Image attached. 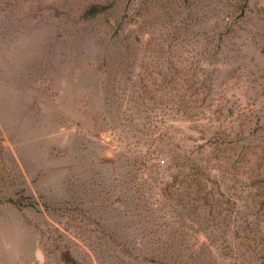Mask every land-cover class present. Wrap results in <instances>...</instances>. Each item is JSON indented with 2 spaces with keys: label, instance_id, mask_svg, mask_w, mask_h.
Instances as JSON below:
<instances>
[{
  "label": "rangeland",
  "instance_id": "rangeland-1",
  "mask_svg": "<svg viewBox=\"0 0 264 264\" xmlns=\"http://www.w3.org/2000/svg\"><path fill=\"white\" fill-rule=\"evenodd\" d=\"M93 1L0 0V264H247L264 0Z\"/></svg>",
  "mask_w": 264,
  "mask_h": 264
},
{
  "label": "trees",
  "instance_id": "trees-1",
  "mask_svg": "<svg viewBox=\"0 0 264 264\" xmlns=\"http://www.w3.org/2000/svg\"><path fill=\"white\" fill-rule=\"evenodd\" d=\"M90 5H91L90 7L94 8V10H97V8L98 10L100 9V13H104L103 14L104 22H107L109 26H113L110 24V22L112 21V15L114 14L117 15V11L115 9H111L113 7L111 4H107L103 0H94L92 3H90ZM117 23H121L119 19H117ZM253 173L255 176L254 177L255 182L259 183L258 189L261 188V190L259 189L260 191L256 193V195L261 196V198H259L258 201L263 206V214H264V160H257V165L255 166L253 165ZM238 232H239L238 236L241 239L236 241V244L232 245V248H229V249L231 250L237 249L238 251H242L244 249L246 252H248V256H246L248 260L247 264H252L253 261H257L259 258H264V216H263V228L262 229L260 228V230H256V232H254L253 234L247 233L246 231H243L242 234L240 231ZM211 253H212V250L210 251V254ZM212 256H215V255H212ZM236 256L238 255H235V258H238ZM193 258L194 260L196 259L198 260L199 257H193ZM204 259L205 260H202L201 262L197 261L196 263H193V262L192 263L193 264H225L223 262L217 261L216 257L211 258V256L209 255H207ZM236 261L233 264H235ZM182 262L183 264L187 263L185 262V258L178 260V264H181ZM170 264H175V262L170 263Z\"/></svg>",
  "mask_w": 264,
  "mask_h": 264
}]
</instances>
